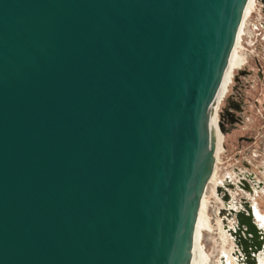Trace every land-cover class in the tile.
<instances>
[{
    "label": "water",
    "instance_id": "obj_1",
    "mask_svg": "<svg viewBox=\"0 0 264 264\" xmlns=\"http://www.w3.org/2000/svg\"><path fill=\"white\" fill-rule=\"evenodd\" d=\"M247 2L0 0V264H190Z\"/></svg>",
    "mask_w": 264,
    "mask_h": 264
},
{
    "label": "rangeland",
    "instance_id": "obj_2",
    "mask_svg": "<svg viewBox=\"0 0 264 264\" xmlns=\"http://www.w3.org/2000/svg\"><path fill=\"white\" fill-rule=\"evenodd\" d=\"M254 3L252 9L253 7L256 10L264 8V0H255ZM251 16L247 15L244 20L242 33L245 34L242 36V43L237 47V53L245 56V62L240 69L234 71L226 98L232 92L235 77L239 70L247 68L252 71V74L246 77L245 80L247 81L256 78L254 76L257 75L259 69L255 63V58L258 57L260 60L262 64L260 68L264 72V39H262L260 33L262 30L252 28L253 13ZM253 31L255 36L251 44H247L248 36L246 33ZM256 53L259 54L256 55ZM245 80H243V83L246 84V105L249 112L245 113L242 124L235 128L229 125V131H223L225 149L218 155L214 167V178L208 182L205 191L207 225L206 229H202L203 235L200 240L201 247L209 258L208 264H221V249L223 247L230 249L237 246L233 236L224 235L220 225L221 218L225 220L224 223H227L229 227H235L238 224L237 211L249 213L248 210H251L252 204H255L261 214L264 215V94L257 93L255 98L253 96L254 91L247 85ZM257 82L258 89L262 88L263 91L264 80L263 82L256 80ZM226 98L222 99V105ZM222 105H220L221 108ZM244 136L250 139L246 140ZM243 177L244 179L248 178L246 182L242 179ZM230 200L238 207L235 208V211L226 210L227 217L223 218L225 215V212L221 209L223 201Z\"/></svg>",
    "mask_w": 264,
    "mask_h": 264
},
{
    "label": "bare ground",
    "instance_id": "obj_3",
    "mask_svg": "<svg viewBox=\"0 0 264 264\" xmlns=\"http://www.w3.org/2000/svg\"><path fill=\"white\" fill-rule=\"evenodd\" d=\"M255 0H248L247 5L245 7L242 21L240 24V27L238 29V33L236 36V41L234 44V47L232 49V52L229 56L228 63L222 78V81L220 83L219 90L215 96V99L213 100L209 110H208V130L210 133V137L212 142L215 145V151H214V157H215V163L218 160V155L221 153L225 147H224V140H225V135L223 133V130L220 127V118H219V111H220V105L221 101L223 99V96H226L225 90L227 88V85L230 81L231 78V73L232 69L235 65H238L241 63L245 56L242 54L237 53V47L239 46V41L241 39V34H242V27L245 18L247 15L253 11L252 6ZM228 90V89H227ZM227 93V92H226ZM225 94V95H224ZM225 98V97H224ZM253 177V176H252ZM214 178V172L209 180V182ZM244 179V177L242 178ZM248 179V178H247ZM247 179H244L246 182ZM207 187V186H206ZM206 191V189H205ZM202 195L201 198V204H200V209L198 211V218L196 221V226H195V232H194V240H193V247H192V252H191V262L190 264H208L209 263V258L206 255L205 250L201 247V236L203 235V230L206 229L207 225V216H206V209H205V192ZM220 200V199H219ZM238 207L235 205L232 200L230 201H223V207L221 208L223 212H225L223 218L227 217L226 210H236ZM240 207V206H239ZM236 208V209H235ZM241 208V207H240ZM251 210L249 209L248 211L250 214L253 216L254 223L256 224L257 230H258V241L256 242L253 238H250L248 242H252L251 245L253 248L250 247L249 251H244L237 247L236 240L238 241L240 238L239 236H245V231H241L239 229L238 225H235V227H229L227 223H224L225 220L222 218L221 220V227L224 232L225 236L231 235L233 236V239L236 243V247L233 246L230 249H225L224 247L221 249V257H220V263L221 264H264V215L261 214V212L258 210V208L255 206V204L251 205ZM238 212V211H237ZM249 214V213H246ZM210 226V224H209ZM207 226V227H209ZM228 227V228H227ZM239 234V235H237ZM255 241V242H254ZM260 242V244H258Z\"/></svg>",
    "mask_w": 264,
    "mask_h": 264
},
{
    "label": "flooded vegetation",
    "instance_id": "obj_4",
    "mask_svg": "<svg viewBox=\"0 0 264 264\" xmlns=\"http://www.w3.org/2000/svg\"><path fill=\"white\" fill-rule=\"evenodd\" d=\"M255 60H256L255 63L257 65L259 71L257 72V75H255L254 77H256L257 79L256 78L255 79L258 80L259 82H263L264 72L260 68L262 66V64L260 63V60L258 59V57L255 58ZM244 62H245V58L241 63H239L238 65H235L233 67L232 73H231V78H230V81H229L227 88L225 90V94L227 92V89H228L230 83L232 82L234 71L236 69H240ZM251 74H252V71L248 70L247 68L239 70L238 74L235 77V82L233 85L232 92L229 93L227 98H226V96H223V98L225 97L226 99H224L225 101H224L223 105L221 104L222 108L220 106V111H219V118H220V122L222 123V130L223 131L227 132V131H229L230 126L235 128L238 125L242 124L244 121L245 113L249 112L247 110V105H246V103H247L246 102L247 95L245 93L246 84L243 83V80H245L246 77L250 76ZM255 79H250V81L245 80V82H247V85H249L251 87V89L254 91V95H253L254 97L257 93L264 94V88H263V91L261 90L262 88L259 90L258 89L259 88L258 82L256 83ZM248 98H251V97H248ZM244 139L248 140L250 138L244 136Z\"/></svg>",
    "mask_w": 264,
    "mask_h": 264
},
{
    "label": "built area",
    "instance_id": "obj_5",
    "mask_svg": "<svg viewBox=\"0 0 264 264\" xmlns=\"http://www.w3.org/2000/svg\"><path fill=\"white\" fill-rule=\"evenodd\" d=\"M254 6H255V3H254ZM253 13V20H252V28L253 29H259V30H262L260 31L261 33V36H262V39H264V8H258L257 10L253 7V11L250 12L248 14V16H251V14ZM252 17V16H251ZM260 26V27H259ZM261 28V29H260ZM249 32V31H248ZM246 33L247 36H248V42L247 44H251L255 34H254V31L253 32H250V33ZM243 34L245 33H242L241 34V39L239 41V44L242 43L243 41ZM259 53H256V55H258Z\"/></svg>",
    "mask_w": 264,
    "mask_h": 264
}]
</instances>
